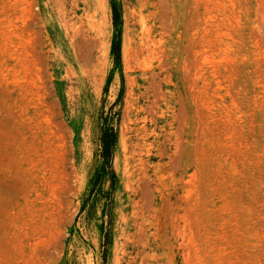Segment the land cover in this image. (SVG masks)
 I'll return each instance as SVG.
<instances>
[{
	"label": "rangeland",
	"instance_id": "374dc122",
	"mask_svg": "<svg viewBox=\"0 0 264 264\" xmlns=\"http://www.w3.org/2000/svg\"><path fill=\"white\" fill-rule=\"evenodd\" d=\"M0 264H264V0H0Z\"/></svg>",
	"mask_w": 264,
	"mask_h": 264
},
{
	"label": "trees",
	"instance_id": "16d2710c",
	"mask_svg": "<svg viewBox=\"0 0 264 264\" xmlns=\"http://www.w3.org/2000/svg\"><path fill=\"white\" fill-rule=\"evenodd\" d=\"M116 56L117 59H120L121 57V52H120V46L117 44H114V52H113ZM103 140V144H104V153L105 155H108L112 149V147L114 146L115 142H116V136L113 134H105L102 138Z\"/></svg>",
	"mask_w": 264,
	"mask_h": 264
}]
</instances>
